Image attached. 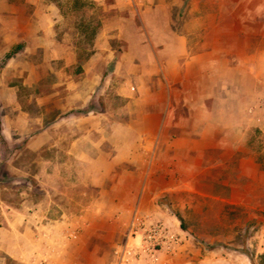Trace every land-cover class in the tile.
<instances>
[{"label": "rangeland", "instance_id": "1", "mask_svg": "<svg viewBox=\"0 0 264 264\" xmlns=\"http://www.w3.org/2000/svg\"><path fill=\"white\" fill-rule=\"evenodd\" d=\"M0 122V264H117L153 224L159 261L264 264V0H0ZM194 167L228 184L141 208Z\"/></svg>", "mask_w": 264, "mask_h": 264}, {"label": "crops", "instance_id": "2", "mask_svg": "<svg viewBox=\"0 0 264 264\" xmlns=\"http://www.w3.org/2000/svg\"><path fill=\"white\" fill-rule=\"evenodd\" d=\"M193 170L194 172L189 178L180 177V180L173 179L174 174L169 171L161 172V177H158L157 172H154V176H151L150 182L144 189L140 201L141 208L154 212L157 218L165 219L167 222H179L178 211L169 213L161 209V205L158 202L160 195L164 194V192L172 195L180 191L192 190L201 193L202 189L211 190L214 187V182H220L224 185L228 184V180L226 178L223 179L222 174H214L211 169L205 168L201 170L194 167ZM177 181H179V184H177ZM183 207L185 210L187 205L183 204ZM182 228L181 230L183 231ZM173 253L170 252L167 259L164 262L159 261L158 264H235L230 256L224 255L221 250H202L198 248L191 238H186L185 242L179 245L177 251L173 250Z\"/></svg>", "mask_w": 264, "mask_h": 264}, {"label": "built area", "instance_id": "3", "mask_svg": "<svg viewBox=\"0 0 264 264\" xmlns=\"http://www.w3.org/2000/svg\"><path fill=\"white\" fill-rule=\"evenodd\" d=\"M140 225H143L144 221L139 220ZM142 230L138 232V235H132L122 249L117 250L118 262L117 264H136L139 257L146 254L150 257L151 263L159 261L160 248L157 246L161 243H166V237L168 236L165 228L160 224L147 225L142 227ZM173 243L179 244L177 237H171ZM133 239V240H132ZM171 248V247H168ZM175 248L171 249L174 250Z\"/></svg>", "mask_w": 264, "mask_h": 264}, {"label": "trees", "instance_id": "4", "mask_svg": "<svg viewBox=\"0 0 264 264\" xmlns=\"http://www.w3.org/2000/svg\"><path fill=\"white\" fill-rule=\"evenodd\" d=\"M0 131H1V122H0Z\"/></svg>", "mask_w": 264, "mask_h": 264}]
</instances>
